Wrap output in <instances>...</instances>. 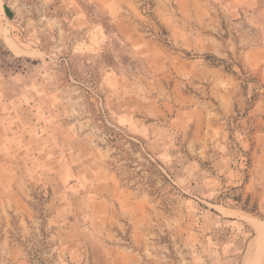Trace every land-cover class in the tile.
<instances>
[{"label":"rangeland","instance_id":"1","mask_svg":"<svg viewBox=\"0 0 264 264\" xmlns=\"http://www.w3.org/2000/svg\"><path fill=\"white\" fill-rule=\"evenodd\" d=\"M254 263L264 0H0V264Z\"/></svg>","mask_w":264,"mask_h":264},{"label":"bare ground","instance_id":"2","mask_svg":"<svg viewBox=\"0 0 264 264\" xmlns=\"http://www.w3.org/2000/svg\"><path fill=\"white\" fill-rule=\"evenodd\" d=\"M14 50H15V52H18V49L16 47H14ZM225 213H226L227 216H231V217H236L238 215L236 213V211H232V210L225 211Z\"/></svg>","mask_w":264,"mask_h":264},{"label":"trees","instance_id":"3","mask_svg":"<svg viewBox=\"0 0 264 264\" xmlns=\"http://www.w3.org/2000/svg\"><path fill=\"white\" fill-rule=\"evenodd\" d=\"M5 12H6L7 17L9 19H12V12H11L10 8L7 5L5 6Z\"/></svg>","mask_w":264,"mask_h":264}]
</instances>
